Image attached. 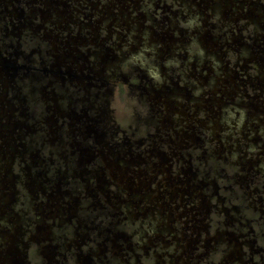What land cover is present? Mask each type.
I'll list each match as a JSON object with an SVG mask.
<instances>
[{
    "label": "flooded vegetation",
    "instance_id": "flooded-vegetation-1",
    "mask_svg": "<svg viewBox=\"0 0 264 264\" xmlns=\"http://www.w3.org/2000/svg\"><path fill=\"white\" fill-rule=\"evenodd\" d=\"M0 264H264V0H0Z\"/></svg>",
    "mask_w": 264,
    "mask_h": 264
}]
</instances>
